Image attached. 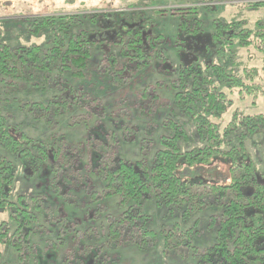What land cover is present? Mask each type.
<instances>
[{"label": "trees", "instance_id": "obj_1", "mask_svg": "<svg viewBox=\"0 0 264 264\" xmlns=\"http://www.w3.org/2000/svg\"><path fill=\"white\" fill-rule=\"evenodd\" d=\"M204 3L144 11L132 5L123 11L77 10L27 19L32 22L26 25L29 34L48 38L44 46L11 45L1 28L15 20H0V214L7 215L0 221V264H39L43 252L48 263L54 248L40 250L39 245L65 243V226L49 229L66 216L64 201L45 204L39 179L46 170L53 172V180L61 172L64 178L70 174V185L88 178L79 174L83 167L72 151L54 149L44 134L68 110L83 105L86 88H112L115 94L128 87L147 89L157 75L172 87L179 122L164 119L175 134L161 137L150 162L144 156L118 157L97 166L102 196L124 209L108 216L109 234L140 230L148 219L139 210L143 200L183 201L201 185L183 182V177L219 161L227 172L218 170L210 188L227 200L217 217L215 243L202 258L208 264H264V114L232 108L234 99L253 105L264 99V17L248 21L243 16L264 13V0ZM225 5L233 11L230 19L222 16ZM170 20L175 30L168 36L161 24ZM91 103L96 115L104 112L96 96ZM115 108V102L109 103L110 113ZM125 129L127 142L140 130L133 124ZM184 140L189 147L183 152L179 143ZM33 180L32 192L21 193L22 185ZM83 184L96 200L94 184ZM54 232L57 239L42 241V235ZM89 250L80 245L66 250L65 261L93 264L95 254Z\"/></svg>", "mask_w": 264, "mask_h": 264}, {"label": "rangeland", "instance_id": "obj_2", "mask_svg": "<svg viewBox=\"0 0 264 264\" xmlns=\"http://www.w3.org/2000/svg\"><path fill=\"white\" fill-rule=\"evenodd\" d=\"M211 1L213 0H0V20H15L13 24L1 28V35L13 46H44L48 38L29 34L26 25L32 22L27 19L77 10L85 13L123 11L130 9L129 6L132 5L140 6L142 11L169 7L184 8ZM215 4L218 3H212ZM224 11L226 13L222 15L223 18L230 19L233 11L228 7ZM243 16L248 21H254L264 17V13H249ZM161 26L166 34L171 36L175 30V21H165ZM156 81L163 83L157 84ZM166 82L165 76L157 75L151 79L147 89L134 86L132 90L128 87L117 94L112 88H102L95 92L91 87L86 88L87 97L81 100L83 105L77 110H68L59 118L58 125L53 126L54 130L44 134L48 145L54 149L65 146L66 151H72V156H75L83 167L79 174H87L88 178L82 179L83 183L86 182V186L91 184V188L94 184L97 195L94 200L83 183L74 182L71 187L70 174L69 178H64L61 172L60 176L53 180V172L46 170L39 179L44 183L42 192L47 195L45 204L58 205L64 201L63 214L66 216L65 222L54 223V228L49 229L56 232L65 226V243H55L56 247H53V243L42 242L39 245L40 250L47 246L54 250L49 252L52 256L50 262L46 263L44 256L47 252H43V259L39 264H70L69 260L65 261V252L75 251L79 245L89 247L90 255L95 254L93 264H208L204 262L202 255L215 243L219 225L217 217L227 200V197L220 196L210 185L217 183L218 170L221 175L225 173L224 164L214 162L211 169L206 167L192 170L185 175L183 182L201 185L192 188L196 191L190 196H185L181 202L164 204L159 203L158 198L143 200L139 210L148 218L145 225L140 230L136 227L132 232L120 230L119 236L109 234L108 216L114 217L124 209L117 210L115 199L111 201L110 197L102 196V184L95 174L101 162L112 161L118 157L136 160L144 156L150 162L155 150L160 147L161 137L175 134L173 127L164 125L166 118L179 122L174 109V93ZM95 96L100 99L104 110L97 115L91 110L94 107L91 100ZM112 102L116 103V108L110 113L108 107ZM232 108L250 115L264 114V99L256 100L254 105L249 101L238 102L234 99ZM127 124H133L140 129L135 134V139L129 142L125 141L128 134L125 129ZM185 141L179 143L183 152L189 147ZM84 166H87V169ZM58 167L65 169L62 163H58ZM36 182L33 180L29 185L23 184L21 193H31ZM53 198L55 200L52 202ZM6 218V214H0V221ZM45 226L48 227V223ZM55 232L42 235V241L57 239Z\"/></svg>", "mask_w": 264, "mask_h": 264}]
</instances>
